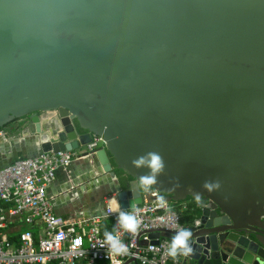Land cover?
<instances>
[{
  "label": "water",
  "instance_id": "water-1",
  "mask_svg": "<svg viewBox=\"0 0 264 264\" xmlns=\"http://www.w3.org/2000/svg\"><path fill=\"white\" fill-rule=\"evenodd\" d=\"M13 121L0 169L99 137L90 186L127 210L148 171L132 160L157 151L162 201L204 194L183 263L264 264V0H0V131Z\"/></svg>",
  "mask_w": 264,
  "mask_h": 264
},
{
  "label": "built area",
  "instance_id": "built-area-1",
  "mask_svg": "<svg viewBox=\"0 0 264 264\" xmlns=\"http://www.w3.org/2000/svg\"><path fill=\"white\" fill-rule=\"evenodd\" d=\"M10 136L0 131V141L5 143ZM100 145L101 139L93 137L84 147L87 157L76 151L38 152L33 157H14L0 169V264H123L130 259L138 264H186L180 256L168 255V239L160 237L153 243L149 231H179L184 227L180 214L198 206L195 202L175 208L158 192L143 191L142 202L136 205L142 224L135 234L117 229V214L109 208L105 219H67L53 212L48 189L58 172L89 158ZM104 220L111 221L109 232L118 231L128 255L109 253Z\"/></svg>",
  "mask_w": 264,
  "mask_h": 264
},
{
  "label": "clouds",
  "instance_id": "clouds-1",
  "mask_svg": "<svg viewBox=\"0 0 264 264\" xmlns=\"http://www.w3.org/2000/svg\"><path fill=\"white\" fill-rule=\"evenodd\" d=\"M133 167L137 169L146 168L148 171L138 177L136 187L148 192L153 186L159 183L158 178L165 171V161L162 155L157 151H148L132 160ZM179 187V185H176ZM205 192L211 194L217 192L221 188L219 180H205L202 184ZM197 205L203 206L204 194L199 191L190 190ZM111 211L117 214V229H122L127 233H137L141 227L142 220L139 216V210L136 208L135 202L130 210L121 208L117 198L111 201ZM106 211V210H105ZM192 232L187 228H182L172 235L168 248V255L175 259L178 256L187 257L194 251L191 244ZM105 243L108 246L109 253L124 256L129 254L128 246L122 241L118 231H106L104 233Z\"/></svg>",
  "mask_w": 264,
  "mask_h": 264
},
{
  "label": "crops",
  "instance_id": "crops-1",
  "mask_svg": "<svg viewBox=\"0 0 264 264\" xmlns=\"http://www.w3.org/2000/svg\"><path fill=\"white\" fill-rule=\"evenodd\" d=\"M10 130L8 129V131ZM10 148L12 151L15 149L14 147ZM18 148L23 149L22 147ZM21 152L23 151L21 150ZM14 155L16 156L15 153ZM90 168L94 169L91 161L84 159L72 162L71 168L67 169L66 172H58L56 179L48 189L51 200L58 202V205L53 204L55 214L67 219L92 217L105 219L104 211L111 208V200L108 198L112 195L107 196L103 192L104 185H96L91 188L90 185L95 184L94 177H99V175L94 173L92 176L89 171ZM92 213L97 215H90Z\"/></svg>",
  "mask_w": 264,
  "mask_h": 264
},
{
  "label": "trees",
  "instance_id": "trees-1",
  "mask_svg": "<svg viewBox=\"0 0 264 264\" xmlns=\"http://www.w3.org/2000/svg\"><path fill=\"white\" fill-rule=\"evenodd\" d=\"M9 125V124H8ZM7 125V126H8ZM20 125V124H19ZM7 126H5V127H3L2 128V130H6L9 134H11V133H14L15 132V129H12V130H10V131H8V129L6 128ZM115 173H116V175H117V177H119L120 179V183H121V186H122V188L123 189H125V188H127V186H128V182L130 181V178H125V177H123V173L121 172V171H119V170H115ZM189 204V203H188ZM180 204H173V206L175 207V208H178V206H179ZM190 205V204H189ZM191 206V205H190ZM188 212H184L183 213V215L182 214H180V216H182L181 217V222L183 223V221L186 219V214H187ZM183 217H184V219H183ZM110 225H111V221L110 220H104L103 221V223H102V227H103V231L105 232L106 230H109L110 229Z\"/></svg>",
  "mask_w": 264,
  "mask_h": 264
},
{
  "label": "flooded vegetation",
  "instance_id": "flooded-vegetation-1",
  "mask_svg": "<svg viewBox=\"0 0 264 264\" xmlns=\"http://www.w3.org/2000/svg\"><path fill=\"white\" fill-rule=\"evenodd\" d=\"M17 121H13V122H11L6 128L7 129H16L17 127H18V125H15L14 127H12V128H8L9 126H11V125H13V124H15ZM187 202V201H186ZM188 203L191 205V206H193L194 205V202H191V201H188ZM194 207V206H193ZM244 236H246L248 239H250V240H253V241H256L255 240V237L253 236V235H251V234H248V233H244L243 234Z\"/></svg>",
  "mask_w": 264,
  "mask_h": 264
},
{
  "label": "rangeland",
  "instance_id": "rangeland-1",
  "mask_svg": "<svg viewBox=\"0 0 264 264\" xmlns=\"http://www.w3.org/2000/svg\"><path fill=\"white\" fill-rule=\"evenodd\" d=\"M25 121V120H24ZM18 124H20V121H17L15 124H13V125H11V126H9L8 128H12V127H14L15 125H18ZM18 126H20V125H18ZM78 154H83L84 152H85V148H83V149H81V150H79V151H76ZM103 192L105 193V194H107V187H104L103 188Z\"/></svg>",
  "mask_w": 264,
  "mask_h": 264
},
{
  "label": "bare ground",
  "instance_id": "bare-ground-1",
  "mask_svg": "<svg viewBox=\"0 0 264 264\" xmlns=\"http://www.w3.org/2000/svg\"><path fill=\"white\" fill-rule=\"evenodd\" d=\"M43 118L45 119V116H43ZM88 188H89V186H88ZM110 200L112 201V200H113V198L111 197V198H110ZM111 201H110V202H111Z\"/></svg>",
  "mask_w": 264,
  "mask_h": 264
}]
</instances>
